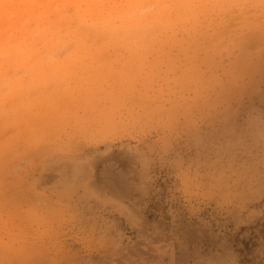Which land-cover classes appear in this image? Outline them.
I'll return each mask as SVG.
<instances>
[{"label": "rangeland", "instance_id": "1", "mask_svg": "<svg viewBox=\"0 0 264 264\" xmlns=\"http://www.w3.org/2000/svg\"><path fill=\"white\" fill-rule=\"evenodd\" d=\"M74 1L0 0V53L53 5L58 33L114 55L84 36ZM237 1L180 24L197 4L147 13L172 20L147 19L164 36L117 53L144 69L15 70L0 56V264H264V0Z\"/></svg>", "mask_w": 264, "mask_h": 264}, {"label": "bare ground", "instance_id": "2", "mask_svg": "<svg viewBox=\"0 0 264 264\" xmlns=\"http://www.w3.org/2000/svg\"><path fill=\"white\" fill-rule=\"evenodd\" d=\"M5 1V0H4ZM62 1H64V0H60V4H57V5H55V3H54V5L55 6H57V7H59L60 5H61V3H63ZM67 1V0H66ZM74 0H72V2H73ZM112 1H114V4H116V5H111V6H113V7H109V9L107 8V10L106 9H104L105 8V6H102L103 4H105L106 2L108 3V2H112ZM117 0H75L74 2H76V3H73L72 5H70V6H73L74 5V10L75 11H77V14H76V20H77V24H78V27L79 28H81L82 29V31H83V34H84V36H87L89 33H90V30H97V31H99L103 36H104V40H106L105 38H107L108 39V42H109V44L110 43H114V45H115V48H112L113 50L112 51H115V52H113L114 53V55H110L108 52L110 51V49H105L106 48V46H104V45H102L101 47H97L98 49H97V51L98 52H100V53H98V54H96V52H95V54H94V52L92 53V54H94V55H90L91 53L88 51V46H89V44H86V43H84V39H80V40H77L75 37V40H77V41H74L73 39L71 40L70 38H68V36H67V34H66V32H67V30L65 29V28H63V30H62V34H60V33H58V30L57 29H54V27H52V25L50 24V22H49V24L45 21L46 19H45V16H44V11L46 10L47 12L53 7V5H49V7H48V5H45V7H44V10L42 11V9L41 10H39V11H41V12H39V13H37V14H35L36 12H33L34 14H33V16H35L36 17V24H35V29L33 30V32L32 33H27L26 32V34L24 33V35H22V36H20L23 32H25V31H23L19 36V38L17 39V41L15 42V44H12L11 45V43L10 42H6V43H4L3 45L5 46L6 44H7V46H10L11 45V47L10 48H7L8 49V52L7 53H0V56H2V57H5L4 59H8L10 62H9V68H12V69H15V70H75V68H76V70H78L77 68H79V67H77V66H80V69L79 70H116L118 67H124L125 65L127 66V65H133V63H131V64H127V62H125L126 60H124V58L125 57H127V56H125V55H123V56H125L124 58H122L121 57V61H122V59H123V62L122 63H124L125 65H123V66H121V64H120V62L121 61H119L118 60V56L121 54V52H120V50H122V49H126V50H129V51H131V49H132V46L134 45L136 48H142V46L144 45L145 46V43H143L142 42V40L143 39H147V40H152V39H156V40H158L157 39V37H158V35L156 36L155 34L156 33H160L161 32V30L160 31H158V29H154L153 27H154V25H153V23L155 24V22L156 21H158L157 20V18L158 17H160L161 16V18H162V12H163V10L165 11V14L167 13L166 12V9H165V5H166V7L168 6L171 10H172V12H174L175 13V11H177V10H175V11H173L174 9H172L174 6H175V4L178 2V4L182 7V8H184L185 6V8H187V9H189V6L190 5H193L192 3L191 4H189L190 3V1H192V0H177V1H174V0H168L169 2L170 1H172V8H171V6H169L170 5V3H168L167 4V0L165 1V0H121L122 1V4H118V2H116ZM164 1H165V5H164ZM174 1V2H173ZM196 1V0H195ZM194 1V2H195ZM197 1H199L200 3V5H201V9L203 10H201V9H197V12H196V8L197 7H199L198 5V2H196V4H194V5H196V7H194L195 8V10H193L194 11V13L193 14H191V7L192 6H190V9L189 10H185V9H183L184 11H182L183 12V14H184V12H186V14H188V16H185V15H183V14H181L182 16H184V17H182V19H181V16L179 15V13L178 14H176L175 16L176 17H178L179 18V24L180 23H184V21H181V20H184L185 19V21L186 22H188V21H190V20H188V17H189V15L191 16V19L193 20V18H192V15H196L197 17H198V15L197 14H199L198 12H199V10H200V14H203L205 11H207V12H209V9H210V11H213V10H211V9H213V7H212V4H214V6H216V4H217V6L219 7V6H224L225 5V1H226V4H227V1L229 2V0H224V1H222L221 3H223V4H221V5H218L219 3H217V2H219L220 0H218V1H213L212 0V3L210 2L209 3V1H208V3L206 2L207 0H205V2H202L203 0H197ZM234 1V3H232ZM230 0V2L232 3V4H235L236 2H235V0ZM237 1V0H236ZM242 2H243V0H241ZM14 2V1H13ZM25 2V1H24ZM23 2V3H24ZM56 2V1H55ZM68 2H71V0H68ZM176 2V3H175ZM193 2V1H192ZM201 2H202V4H201ZM215 2V3H214ZM230 2L228 3V4H230ZM238 2V1H237ZM19 3V2H18ZM45 3V2H44ZM59 3V2H58ZM113 3V2H112ZM162 3V4H161ZM173 3H175V4H173ZM209 4H211V6L209 5V8L207 7ZM239 4H240V1L238 2ZM65 4V3H64ZM79 4H83V5H85V9H83L81 6H79ZM110 4V3H109ZM149 4V6H147ZM150 4H152V6L150 5ZM178 4H176V9H177V7H179V5ZM203 4H204V7H205V10H204V7H203ZM33 5V4H32ZM68 5V4H67ZM178 5V6H177ZM193 5V6H194ZM154 6V7H153ZM217 6H216V8H217ZM226 6V5H225ZM9 7V6H8ZM25 7V6H24ZM27 7V6H26ZM41 7V6H40ZM121 7H122V9L123 10H121ZM125 7V8H124ZM155 8V11L153 12V9L152 8ZM162 7H164L163 8V10H162ZM228 7V6H227ZM41 8H43V7H41ZM152 9V11H151V9ZM169 8H167L168 10H169ZM1 9V8H0ZM57 9V8H56ZM125 9V10H124ZM208 9V10H207ZM83 11V13H81L80 14V12L79 11ZM179 10V9H178ZM19 12H20V10H18ZM149 11L151 12V13H153L152 15L151 14H149ZM181 11V10H180ZM188 11H191V12H189L188 13ZM215 11V10H214ZM23 12V11H22ZM170 12V13H169ZM169 14H170V18L172 17V15H171V11L169 10ZM177 12H179V11H177ZM207 12L205 13V14H207ZM12 13V12H11ZM46 13V12H45ZM147 13H148V15H149V17L150 18H153L154 17V19L156 20H153V19H148V16H147ZM167 13V14H168ZM197 13V14H196ZM7 13H5V15H3V16H1L0 17V20H2L3 18L5 19V18H7L9 15H6ZM164 13H163V15H165ZM166 14V16H168ZM205 14H203V15H205ZM151 15V16H150ZM146 16H147V18H146ZM165 16V17H166ZM174 15H173V17H175ZM88 17H90L89 19H96L94 22H92L91 21V23L89 22L88 23V21L87 20H89V19H87ZM195 17V16H194ZM197 17L196 18H194L195 20L197 19ZM47 18V17H46ZM159 19V21L161 20V21H164L165 20V18L163 17V19L164 20H162V19ZM169 18V17H168ZM168 18H166V20L163 22V24H165V22L166 23H169L170 21H172V20H174L173 18H171L172 20H170V18H169V22L167 21V19ZM177 18V19H178ZM184 18V19H183ZM9 19H10V16H9ZM12 19V18H11ZM152 20L151 22H153V23H151V22H149L148 20ZM190 19V18H189ZM194 20V21H195ZM160 21V22H161ZM159 22V23H160ZM5 23V22H4ZM20 23V22H19ZM57 23V22H56ZM74 23V22H73ZM157 24L156 25H159V23L158 22H156ZM3 24V23H2ZM161 24V23H160ZM162 24V25H163ZM174 22H172V25L174 26ZM12 25V24H11ZM10 25V26H11ZM14 25V24H13ZM17 25V24H16ZM60 25V24H59ZM153 27H152V26ZM156 25H155V27H156ZM167 25V24H166ZM192 25V24H191ZM62 26V25H61ZM66 26V25H65ZM172 26V27H173ZM72 27V26H71ZM181 27V26H180ZM195 27V26H194ZM74 28V27H73ZM156 28H158V27H156ZM168 28V30H171L172 28L171 27H167ZM179 28V27H178ZM166 28H164V32H166V30H165ZM196 29V28H195ZM163 30V29H162ZM66 31V32H65ZM157 31V32H156ZM194 31V30H193ZM78 32V31H77ZM81 32V31H80ZM163 32V31H162ZM188 32V31H187ZM162 34V33H161ZM161 34H160V36L158 37L159 39H160V37H162L161 36ZM184 34V33H183ZM77 35V34H76ZM78 35H80L79 33H78ZM101 35V36H102ZM163 35V34H162ZM83 36V35H82ZM81 36V37H82ZM164 36V35H163ZM7 38V37H6ZM5 38V40H7ZM176 38V37H175ZM4 39V38H3ZM87 39V38H86ZM99 39H101V38H99ZM98 39V40H99ZM103 39V38H102ZM101 39V40H102ZM162 39V38H161ZM96 40H97V37H96ZM144 42H146L145 40H143ZM153 41V40H152ZM151 41V42H152ZM159 41V40H158ZM168 41V40H167ZM174 41V40H173ZM166 42V41H165ZM148 43V42H147ZM157 42H155V44H156ZM2 44V43H1ZM95 44H97V43H95ZM129 44H131L132 46L131 47H129L128 45ZM150 44V43H149ZM106 45V44H105ZM148 45V44H147ZM153 46V43H151L150 44V46ZM52 46H54V47H63L64 49H67V52H66V54H65V56H64V58L63 59H60L61 61L60 62H58V63H56V64H47V63H45V61L43 62V59L45 58V57H47V53H48V51H49V49L52 47ZM149 46V45H148ZM151 46V47H152ZM144 48V47H143ZM152 48H154V47H152ZM162 48V47H161ZM170 48V47H169ZM6 49V50H7ZM54 49V48H53ZM56 49V48H55ZM133 49H135V48H133ZM40 50L41 51H43L42 53V55L41 54H39V56L36 54V53H38V52H40ZM59 49H57V51H58ZM135 50H138V49H135ZM134 50V51H135ZM148 50V49H147ZM147 50H145V48L144 49H142V50H139V51H143L141 54H143L144 52L145 53H148L147 52ZM153 50H155V49H153ZM153 50H150V51H153ZM2 51V50H1ZM124 51V50H123ZM149 51V53L147 54V55H144L143 56V59L142 60H147L146 58H145V56L148 58V55L151 53ZM162 51V50H161ZM59 52H62V49H60V51ZM92 52V51H91ZM119 52V55L117 56V53ZM133 52V51H132ZM132 52H130V53H132ZM155 52V51H154ZM158 52V51H157ZM166 52V51H165ZM90 53V54H89ZM122 53H125V52H122ZM139 53L140 52H138V55H139ZM163 53V52H162ZM56 54H58V53H56ZM112 54V53H111ZM126 54V53H125ZM136 54V53H135ZM134 54V52H133V54L130 56V59L128 58V60L130 61L131 60V58H135L136 56H137V59H138V55L136 54L135 55ZM152 54V53H151ZM161 54V53H160ZM59 55H61V54H59ZM122 55V54H121ZM129 55V54H128ZM94 56H96V57H98L97 58V61H98V65L97 66H93L94 64H93V62H92V67H90V64L88 63V57L89 58H94ZM113 56V57H112ZM95 57V58H96ZM140 57H141V55H140ZM139 57V58H140ZM145 58V59H144ZM126 59V58H125ZM90 60H92V59H89V61ZM134 60V59H133ZM157 60V59H156ZM50 61V60H49ZM52 61V60H51ZM50 61V62H51ZM58 61V60H57ZM119 61V62H118ZM137 61V60H136ZM141 60H138V63L137 62H134L135 64H139L140 65V63H142V62H140ZM159 61V60H158ZM261 61V60H260ZM117 62L120 64V66H118L117 65ZM132 62V61H131ZM147 62H149L148 60L146 61V63ZM186 62V61H185ZM145 63V61L142 63V64H144ZM156 63V62H155ZM260 63V62H259ZM6 64V63H5ZM97 64V63H96ZM133 65V66H135L136 67V65ZM87 65L89 66V67H87ZM112 65H115V67L114 66H112ZM118 67H117V66ZM137 66V67H142L143 69H144V65H142V66ZM8 66V65H7ZM112 66V67H111ZM132 66V67H133ZM153 66V65H152ZM114 67V68H113ZM131 67V68H132ZM134 67V70L136 69ZM129 68V67H128ZM139 68V69H140ZM192 68V67H191ZM2 69H3V67H2ZM1 69V70H2ZM125 69H127V68H125L124 67V70ZM8 70V69H7ZM119 70H120V68H119ZM128 70H131V69H128ZM86 72V71H85ZM109 72V71H108ZM73 73V72H72ZM78 75V74H77ZM80 75V74H79ZM88 76H90V75H88ZM83 77V76H82ZM92 78V77H91ZM82 81V80H81ZM90 81V80H89ZM88 81V82H89ZM82 85L84 84V82L83 83H81ZM78 85V84H77ZM85 85V84H84ZM83 85V86H84ZM82 86V87H83ZM81 87V86H80ZM89 87H90V85H89ZM77 88H78V86H77ZM87 88V87H86ZM91 88V87H90ZM78 90H79V88H78ZM93 90V89H92ZM91 91V90H90ZM91 94V93H90ZM93 105V104H92ZM78 106V105H77ZM80 108V107H79ZM52 117V116H51ZM53 123V122H52ZM39 200V199H38ZM41 201V200H40ZM46 202V201H45ZM44 202V203H45ZM29 216H31V215H29Z\"/></svg>", "mask_w": 264, "mask_h": 264}]
</instances>
